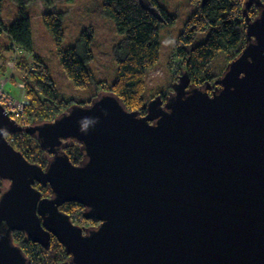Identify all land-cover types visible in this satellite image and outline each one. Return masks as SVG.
Masks as SVG:
<instances>
[{
    "label": "water",
    "instance_id": "1",
    "mask_svg": "<svg viewBox=\"0 0 264 264\" xmlns=\"http://www.w3.org/2000/svg\"><path fill=\"white\" fill-rule=\"evenodd\" d=\"M244 11L246 46L212 93L184 72L145 115L108 92L28 128L0 105V264H30L16 231L43 248L55 237L70 264H264V4ZM22 133L51 155L45 169L7 141ZM69 203L99 227L75 226Z\"/></svg>",
    "mask_w": 264,
    "mask_h": 264
},
{
    "label": "trees",
    "instance_id": "2",
    "mask_svg": "<svg viewBox=\"0 0 264 264\" xmlns=\"http://www.w3.org/2000/svg\"><path fill=\"white\" fill-rule=\"evenodd\" d=\"M3 1L0 0V7ZM246 1L210 0L208 4L203 5L202 0H189L197 6V11L185 22L174 45V55L169 63V68L173 70V85L186 72L193 85L204 89L209 87V93L216 90L215 83L224 74L227 64L236 59L246 46L244 13ZM261 1L264 4V0ZM10 2L19 8L20 13L10 24H4L0 20V78L8 75L9 60H15L17 70H20L24 76L25 97L30 103L26 108V118L34 125H43L55 121L76 104L90 103L92 100L79 103L58 96L48 65L34 53L32 22L25 11L31 0H10ZM44 2L47 8L53 7V0H44ZM247 11L252 19L259 14L255 5ZM103 13L112 19L123 37L119 45L123 55L117 59L116 80L111 85L105 82L98 84L99 91L113 94L124 104L127 111H136L141 116L145 115L148 105L145 102V78L160 60L159 25L169 23L172 16L168 15L166 9L156 0H103ZM63 15L60 12L43 16L47 28L54 32L59 44L64 36ZM4 35L11 40L13 46L9 47L2 43L1 39ZM94 35L93 29H84L72 48L60 52L65 74L80 88H86L93 77L88 64L93 59L91 46ZM14 48H19L22 53L19 56L13 54ZM8 52L13 53L7 58L3 53ZM220 57H223V62L218 60ZM172 89L173 86L166 91H156L157 95L153 98L160 97L165 100L173 93ZM11 138L17 141V144H12L15 149L24 154L30 163L46 168L51 155L42 149L35 136L25 133L16 134L8 136L7 141L11 142ZM63 151L73 164L78 165L83 162L84 153L80 150L78 142L66 141ZM7 187V183L0 180V196ZM36 187L43 197L52 196L49 187L44 188L39 184H36ZM83 209L82 205L69 203L62 211L70 216L73 224L81 226L86 220L81 213ZM12 238L30 264H61L67 261L65 249L56 240L48 248H43L40 244L29 240L23 232L16 231L12 234Z\"/></svg>",
    "mask_w": 264,
    "mask_h": 264
},
{
    "label": "rangeland",
    "instance_id": "3",
    "mask_svg": "<svg viewBox=\"0 0 264 264\" xmlns=\"http://www.w3.org/2000/svg\"><path fill=\"white\" fill-rule=\"evenodd\" d=\"M168 15L172 16L169 23L159 25V62L148 72L146 81L145 102L151 104L156 91H166L173 86V70L169 68L174 55V45L178 41L179 34L184 28L197 6L189 0H156ZM27 16L32 22V41L34 43V53L43 59L48 65L49 72L55 82L57 94L61 99L86 103L97 98L102 91H99L98 84L114 83L118 76V57L123 55V50L119 45L123 37L119 34L112 19L103 13V0H53V7L47 8L44 0H31L29 7L25 9ZM63 15L62 30L64 36L60 44L57 36L49 30L43 20L45 14L60 13ZM20 11L17 6H13L10 0H4L0 7V20L4 24L12 23ZM94 30V42L91 46L93 59L88 64V69L92 73V80L86 88H80L68 78L61 64V51L72 48L82 35L84 29ZM3 44L13 46L11 40L5 35L1 39ZM13 48V47H12ZM13 52L3 53L5 57L12 56ZM22 52L13 54L19 55ZM26 57L29 56L27 54ZM223 62V57L218 59ZM12 65L7 76L0 78V87L21 104L25 97L24 76L17 70L15 60H9ZM13 62V64H12ZM214 66V65H213ZM11 73V76L9 74ZM6 83L4 84V82ZM22 86V87H21ZM153 98V99H152ZM30 105L28 103L25 109ZM147 105V106H148ZM27 110V109H26ZM37 125V124H35ZM34 126V124H33Z\"/></svg>",
    "mask_w": 264,
    "mask_h": 264
},
{
    "label": "built area",
    "instance_id": "4",
    "mask_svg": "<svg viewBox=\"0 0 264 264\" xmlns=\"http://www.w3.org/2000/svg\"><path fill=\"white\" fill-rule=\"evenodd\" d=\"M15 53L19 52L20 49L14 48ZM21 52V51H20ZM19 56V55H18ZM14 61V60H13ZM13 64V62H12ZM8 67L9 70H11L12 65L10 62H8ZM11 76V73L9 74ZM6 81L4 82V84ZM22 87V86H21ZM27 101H23L18 103L15 98H13L11 95L6 93L3 88L0 87V105L5 109V113L7 116L11 119L14 120L20 127L23 128H28V127H33V123H31L27 118H26V109L25 106L29 103H26ZM11 142H9L11 145L14 143L17 144V141H15L13 138L10 139Z\"/></svg>",
    "mask_w": 264,
    "mask_h": 264
},
{
    "label": "flooded vegetation",
    "instance_id": "5",
    "mask_svg": "<svg viewBox=\"0 0 264 264\" xmlns=\"http://www.w3.org/2000/svg\"><path fill=\"white\" fill-rule=\"evenodd\" d=\"M156 98V97H155ZM154 98V99H155ZM49 188H50V186H48ZM51 189V188H50ZM51 197V196H50ZM45 198V197H44ZM67 204H65V205H63L62 207H61V210H63V207L64 206H66ZM64 212V211H63ZM76 213V212H75ZM81 213H82V216H84L85 217V215H84V213H85V208L81 211ZM72 214L73 213H71L70 215L72 216ZM86 219V218H85ZM75 226H77V227H80V228H82L83 229V231H84V233H86V232H90V231H92V229H96V228H98L99 227V223H97V222H95L94 220H88V219H86L85 220V222H84V224H82L81 226L80 225H78V224H74ZM51 243L54 241V240H56V242L59 244V242L57 241V239H55V237H51ZM59 245H61V244H59ZM64 249V248H63ZM68 256V255H67ZM70 262H71V260H70V257L68 256V258H67V261H63L61 264H65V263H68V264H70Z\"/></svg>",
    "mask_w": 264,
    "mask_h": 264
}]
</instances>
